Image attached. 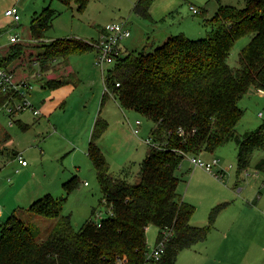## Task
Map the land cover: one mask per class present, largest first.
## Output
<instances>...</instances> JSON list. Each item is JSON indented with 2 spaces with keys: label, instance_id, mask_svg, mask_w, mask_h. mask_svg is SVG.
Instances as JSON below:
<instances>
[{
  "label": "trees",
  "instance_id": "16d2710c",
  "mask_svg": "<svg viewBox=\"0 0 264 264\" xmlns=\"http://www.w3.org/2000/svg\"><path fill=\"white\" fill-rule=\"evenodd\" d=\"M59 1L66 5L75 1L78 10L88 2ZM151 3L138 0L135 9L149 16ZM58 14L45 7L31 22L32 37L44 38ZM207 21L212 29L204 39L179 34L151 50H120L105 72L102 106L112 95L122 108L135 110L153 123V143L148 144L138 172L124 168L114 176L98 144L109 123L100 114L95 119L87 155L103 195L99 206L110 212L99 223L89 219L75 229L70 215L62 213L64 198L43 195L27 210L55 219L51 231L40 240L33 225L13 212L0 224V264H117L124 258L126 264H176L182 249L206 238L220 206L213 210L209 226L192 225L195 209L178 192L176 171L185 156L214 152L235 140L239 174L253 151L264 147V123L242 135L236 130L243 115L239 100L251 87L264 91V0H246L244 8L221 4ZM245 36L250 39L239 52L238 67L232 68L230 52ZM15 47L3 58L4 64L23 52L21 46ZM41 47V72L66 67L72 54L93 48L75 37L56 38ZM67 81L48 79L44 86L56 88ZM16 97L20 98L16 91L0 89V107ZM255 168L264 171V158ZM75 186L72 178L65 189L70 192ZM151 224L160 229L157 240L165 229L170 236L161 258L150 262L146 232Z\"/></svg>",
  "mask_w": 264,
  "mask_h": 264
},
{
  "label": "rangeland",
  "instance_id": "374dc122",
  "mask_svg": "<svg viewBox=\"0 0 264 264\" xmlns=\"http://www.w3.org/2000/svg\"><path fill=\"white\" fill-rule=\"evenodd\" d=\"M137 2L88 0L85 8L78 10L75 1L66 5L59 0H0V16H5L7 7L13 5H18L21 16L15 30L20 35L18 42L9 47V52H0L7 57L14 52L15 46L22 47L20 56L9 63L15 68L17 78L23 75L29 78L32 88L28 90V98L40 112L34 114L26 109L19 112L10 124V113L6 107H0V146H4L0 152V167L6 168V189L0 190V209L3 211L0 218L5 220L13 212L22 214L24 220L33 225L40 240L51 231L50 222L55 219L28 212L29 205L25 206L23 200L26 196L16 193L24 183L29 188L34 187L38 197L50 194L64 198L62 213L70 215L75 229L89 219L99 222L107 214V207L99 206L103 195L95 168L87 155L86 144L90 141L96 116L100 114L109 123L98 144L114 176L124 168L137 173L148 150L146 140L150 139L153 125L150 119L135 110L122 108L112 95L101 105L105 92L104 73L112 66L105 64L103 70L96 63V42L101 29L111 22L126 24L131 35L120 39V48L123 53H136L154 49L174 35L204 39L212 29L207 19L214 17L221 4L244 8L246 0H152L149 16L135 9ZM47 6L59 14L46 31V37H75L93 46L80 54H72L67 68L50 76L56 78H47L64 77L68 80L56 88L42 86L40 79H34L23 67L25 63H31L34 73L39 72L40 64L32 62L40 61V55L36 53L44 42H38L37 46L32 43L31 22ZM191 6L202 14L193 13ZM6 37L8 34L3 36V41ZM249 39L248 36L241 38L232 48L228 57L232 68L238 67L239 52ZM60 88H65L62 101L50 94ZM45 100L52 104L50 112L42 111ZM238 104L243 110L236 126L238 134L255 130L264 123V92L251 87ZM137 119L142 124L139 133L135 134L131 124ZM23 124H26L25 128L20 126ZM6 133L9 136L5 137ZM70 140L74 143L71 144ZM13 150L23 153L28 168L17 171L19 165L13 158ZM237 155L235 140L214 152L200 154L204 161L219 159L214 171L219 172L220 177L194 166L189 156L181 162L176 171L180 177L178 192L195 209L191 224L209 226L213 210L219 206L220 209L215 213L206 238L182 249L176 264H264V171L255 168L258 160L264 158V147L253 151L246 170L239 174ZM72 178L76 186L67 192L65 184ZM93 208H97L94 215ZM159 233L160 229L153 224L147 228L149 252L155 248Z\"/></svg>",
  "mask_w": 264,
  "mask_h": 264
},
{
  "label": "built area",
  "instance_id": "2783aa9c",
  "mask_svg": "<svg viewBox=\"0 0 264 264\" xmlns=\"http://www.w3.org/2000/svg\"><path fill=\"white\" fill-rule=\"evenodd\" d=\"M193 13L199 14L200 11L194 6H191ZM7 16H10L14 21H19L21 16L19 14V9L16 6L8 8L5 11ZM2 33L0 32V39ZM131 35L130 30L126 26V24H122L119 22H111L105 25L101 31L99 40L96 42L97 48V59L96 63L103 69L105 64H113L115 55H118L120 48V39L125 37H129ZM18 42V36L12 35L10 36V43ZM1 50V47H0ZM3 58H5L0 52V89L3 92H7L9 90L16 91L19 95V101H14L12 98L8 103L4 105L7 108L9 113L20 112L26 109H30L34 114H39V110L36 109L33 104L28 99V90L32 88V84L29 80H21L19 82H15L14 73L7 64H4ZM104 70V69H103ZM105 75V73H104ZM120 83L117 82L116 86H119ZM106 89V88H105ZM264 92L263 90H261ZM142 121L137 119L135 125L132 127L133 132L138 134L140 131V126ZM147 144L153 143L151 142V138L146 140ZM189 156V155H187ZM18 159L21 161L23 165H26L28 162L23 158L22 154H18ZM190 161L194 166H199L205 169L207 172L214 174L217 177H220L221 174L219 172L214 171L215 166L219 164V159L213 158L211 161H204L200 155H191ZM108 212L110 209L107 208ZM103 219L101 217L100 221ZM99 221V222H100ZM98 222V223H99ZM170 231L165 229L162 233V236L159 240H157L156 246L151 252H147V258L149 261L159 260L161 256L164 254L166 250L167 240L169 239ZM127 260L120 259L117 264H126Z\"/></svg>",
  "mask_w": 264,
  "mask_h": 264
},
{
  "label": "crops",
  "instance_id": "0c3cea01",
  "mask_svg": "<svg viewBox=\"0 0 264 264\" xmlns=\"http://www.w3.org/2000/svg\"><path fill=\"white\" fill-rule=\"evenodd\" d=\"M20 2H21V0H20ZM13 6H16V5H13ZM13 6H11V7H13ZM11 7H7V9L8 8H11ZM16 7H18V5L16 6ZM6 9V10H7ZM18 9H19V7H18ZM17 21H14L10 16H7L6 14H5V16H0V32L2 33V35H1V39H0V47H1V51L4 53V52H9V47L11 46V45H13V44H11L10 43V36H12V35H17L18 36V40H19V38H20V35H19V33L18 32H16L15 30H16V27H17V24L18 23H16ZM101 31H102V29H101ZM5 34H8V37H6V39H5V41H3V36L5 35ZM32 37V36H31ZM31 39V41H32V43L34 44V45H38V42H41V41H43V42H48V41H50V40H53L52 38H48V37H44V38H42V39H34L33 37L32 38H30ZM42 51H43V48H41L40 47V49L38 50V53H36V54H38V55H40L41 53H42ZM33 57H35V56H33ZM26 61V60H25ZM31 63H29L28 65H26V63L23 65V67H24V69L26 70V69H28V71H29V75H32L33 76V78L34 79H40V82H41V84H42V86H44V83H45V81L46 80H48L47 78L48 77H50L51 75H53L54 73H55V71H52V70H49V71H45V72H41L40 71V65H38V64H40L39 63V61H38V59L35 61V62H32V64H35V65H38V68H39V72H37V73H34V67H31V65H30ZM30 65V66H29ZM7 66L11 69V70H13V73H14V80H15V82H19V81H21V80H29V78L26 76V75H23L22 77H19V78H17L16 77V70H15V68L12 66V64L11 63H8L7 64ZM63 68H67V66L66 67H63ZM63 68H61V69H63ZM32 71V72H31ZM31 72V73H30ZM50 78H56V77H50ZM46 79V80H45ZM44 81V82H43ZM105 87V86H104ZM45 88V87H44ZM105 91V90H104ZM50 94H51V96H53L54 98H58L60 101H62L63 100V95L65 94V88H60V89H58V90H55V91H53V92H50ZM27 96H29L30 97V92H28V94H27ZM17 98H19V97H17ZM28 99H30V98H28ZM14 100V99H13ZM29 101H31V100H29ZM118 103V102H117ZM43 107H42V111H46V112H50V107L49 106H51L52 104H50L49 102H46V100L45 101H43ZM41 104V105H42ZM101 105H102V101H101ZM34 106V105H33ZM120 106V105H119ZM35 108H36V106H34ZM57 107L55 106L54 107V109H56ZM37 109V108H36ZM54 109H52V111L54 110ZM23 111H25V110H23ZM20 112H22V111H20ZM9 113V112H8ZM40 113V112H39ZM17 114H19V112H15V113H10V116H11V119L9 120V123L10 124H12L15 120V116L17 115ZM44 116V115H43ZM97 117V116H96ZM14 118V119H13ZM96 119V118H95ZM94 122H95V120H94ZM136 122V121H135ZM94 124V123H93ZM135 125V123H133V124H131V127H133ZM20 126H22V128H25L26 127V124H23V125H20ZM93 127V126H92ZM91 133H92V131H91ZM7 136H9V134L8 133H6L5 134V137H7ZM91 137V136H90ZM1 139V138H0ZM70 142H71V144H73L74 142L72 141V140H70ZM88 142H87V144H86V146H88ZM2 147H4L3 145L2 146H0V152L2 151ZM85 150H86V148H85ZM18 154H22V156H23V158L24 159H26L25 158V156L23 155V153H21V152H19V150H13V158H15L16 160H17V163H18V165H19V167L17 168V171L20 169V168H22V169H24V168H28V166H29V163H27L26 165H23L22 163H21V161L18 159ZM27 160V159H26ZM28 162V161H27ZM5 169L6 168H4V169H2L1 167H0V190H3V188L4 189H6L5 187H6V175L4 174V172H5ZM11 171V170H10ZM8 172V171H7ZM4 174V175H3ZM85 184L87 185V183L85 182ZM35 192H37L36 191V189L34 188V187H28L27 186V184L26 183H24V185L23 186H21V187H19L18 189H16V193L20 196H22V195H25L26 197L23 199L24 200V202H25V206L26 205H30L35 199H37V198H39L38 196H37V193H35ZM39 194V193H38ZM2 213H3V211L0 209V216L2 215ZM3 217H1L0 218V224H1V222H3V221H5V220H3L2 219ZM54 223H55V220H52V222H50V226H51V228L53 227V225H54ZM194 226H196V225H194ZM263 249H264V247H263ZM199 264V263H198ZM201 264V263H200ZM202 264H208V262H205V263H202Z\"/></svg>",
  "mask_w": 264,
  "mask_h": 264
}]
</instances>
